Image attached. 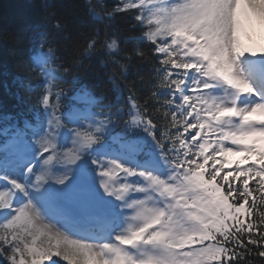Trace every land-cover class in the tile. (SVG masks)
Listing matches in <instances>:
<instances>
[{"label":"snow or ice","instance_id":"snow-or-ice-1","mask_svg":"<svg viewBox=\"0 0 264 264\" xmlns=\"http://www.w3.org/2000/svg\"><path fill=\"white\" fill-rule=\"evenodd\" d=\"M257 23L264 0H39L0 29V264H264Z\"/></svg>","mask_w":264,"mask_h":264},{"label":"trees","instance_id":"trees-1","mask_svg":"<svg viewBox=\"0 0 264 264\" xmlns=\"http://www.w3.org/2000/svg\"><path fill=\"white\" fill-rule=\"evenodd\" d=\"M113 3L114 0H107ZM39 0H0V29L15 23H21L25 18L33 16L35 5ZM13 58L0 52V104L4 110L18 111L19 105L13 95L17 85L14 83L16 75Z\"/></svg>","mask_w":264,"mask_h":264},{"label":"rangeland","instance_id":"rangeland-1","mask_svg":"<svg viewBox=\"0 0 264 264\" xmlns=\"http://www.w3.org/2000/svg\"><path fill=\"white\" fill-rule=\"evenodd\" d=\"M252 32L253 33H257L259 35H261L263 37V42H264V26H261L260 24H256L253 28H252ZM262 43V42H261ZM234 158V157H233Z\"/></svg>","mask_w":264,"mask_h":264}]
</instances>
